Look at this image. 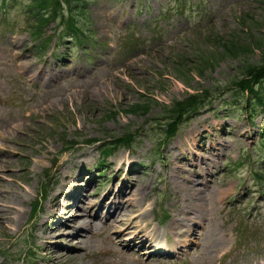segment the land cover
I'll return each instance as SVG.
<instances>
[{
    "label": "rangeland",
    "instance_id": "obj_1",
    "mask_svg": "<svg viewBox=\"0 0 264 264\" xmlns=\"http://www.w3.org/2000/svg\"><path fill=\"white\" fill-rule=\"evenodd\" d=\"M27 3L10 0V11L3 21L6 23L0 20V98L9 103L5 106L0 102V114H20L44 101L52 105L46 112L33 110L37 119H28L22 131L10 129L0 138L1 145L9 149L0 152L9 169L5 183H0V249L13 248L6 250V255L0 254V262L15 264L9 253L35 243L41 258L34 264H264V149L260 140L264 110L258 108L252 118L249 99L233 86L243 62L262 61L264 0H89L86 13L76 14L75 21L90 30L93 41L104 47H89V53L78 47L65 58L54 50L55 41L43 56L31 48L29 34L20 31L27 20L23 10ZM181 7L185 12L194 8L192 13L182 15ZM167 13L172 16L165 18ZM56 24L49 25L48 35L55 32ZM126 30L141 40L130 53L124 52L121 44ZM232 44L253 51L232 57L225 51ZM15 60L28 66L21 69ZM37 66L39 71L56 76L54 82L29 85L26 77ZM198 90L211 91L212 105L193 114L163 154L157 155L154 148L163 137L152 130L162 123L165 106ZM226 103L233 105L225 109ZM140 105L144 109H139ZM204 126L206 139L201 151L200 144L193 146V142L204 133ZM126 133L138 135L132 157L143 166L135 167L129 179L136 178L146 191L144 204L134 193L132 207L131 203L128 207L143 214L140 225L150 223L164 252L173 249L178 239L176 229L169 230L175 215L182 219L186 212L195 217L204 230L199 239L201 249L192 256H170L175 261L171 262L169 258L151 257L159 248H143L148 250L145 255L137 251L132 259L118 242L121 238L122 246H128L133 239L122 220L108 231L103 230V222L100 234L89 237L87 248L80 244L89 231L82 236L66 234L71 233L72 225L66 220L70 216L62 212L63 201L74 205L76 196L84 197L93 190L107 193L120 183L116 171L104 166L98 175L105 171V176L92 178L89 191L78 189L71 200L64 196L53 202L58 191H66L61 175L81 171L88 181L97 173L99 144H83L93 140L116 142ZM187 138L189 144L185 143ZM73 143H80L82 149L68 154L60 162L65 166L55 173L56 155ZM216 143L219 150L214 151ZM82 151L88 154L86 163L81 160L78 164L77 160L71 164L70 160ZM115 151L116 157L107 163L129 153L127 149ZM195 153L202 154L210 165L205 171L210 180L207 185L201 181L187 183L194 177L186 170L189 161L183 162L182 155L190 159ZM220 154L227 155L218 158ZM254 174L261 180L257 181ZM103 179L110 180L109 184H103ZM44 190L48 198L35 221L32 207ZM158 204L162 216L171 215L162 227L153 209ZM58 210L61 215H54ZM93 214L96 212L91 211ZM182 224L186 221H180ZM63 225L64 233L60 232ZM246 226L256 235L240 246L237 234ZM110 232L117 236H109ZM61 254L66 258L58 261Z\"/></svg>",
    "mask_w": 264,
    "mask_h": 264
},
{
    "label": "bare ground",
    "instance_id": "obj_2",
    "mask_svg": "<svg viewBox=\"0 0 264 264\" xmlns=\"http://www.w3.org/2000/svg\"><path fill=\"white\" fill-rule=\"evenodd\" d=\"M20 66L26 67V66H28V64L26 62H24ZM43 74H44V72H43ZM38 75L36 76V78L38 77ZM54 78H56V76H49L48 78H45L43 81H44V83L45 82L52 83V82H54ZM42 85H40V86H42ZM51 105L49 106L48 101L47 102L44 101V102H39L37 105H33V106H37L38 110H46L48 108V106L51 107ZM31 116H32L31 113L28 115H25L22 113L13 114L9 118H6L3 115H1L0 116V138L4 135V133L7 130H10V129L11 130L17 129L18 131H22L24 129L26 120L28 119V117H31ZM189 142L190 141L188 140L187 144H189ZM215 149H217V147H215ZM0 151H9V149H5L0 143ZM4 159H5V156L0 157V183L1 184L5 183V180H6L5 176H7L6 171L9 170L8 168H6L5 164L2 162ZM193 159H194V157L190 158V159L184 158V162L189 161L188 165L191 168V163H192ZM120 165H123V162H120ZM192 166H194V163H192ZM190 168H188L186 170H189ZM192 174L195 175V172L193 171ZM82 176H83L82 174L81 175L77 174L75 177H71V178H74L76 181H80ZM195 177H197V176L195 175ZM77 179H80V180H77ZM67 182H68V178L66 176H64V184ZM189 182H191V183H193V185H195L197 183V180L194 178H189L187 183H189ZM77 184H79V183H77ZM87 187L90 188L89 185H86V188ZM69 189H71V190L76 189V184L75 183L69 184L68 190L62 192V194L58 193L56 195V197L54 198V201L55 202L58 201L62 196L63 197L65 196L67 199L71 200V191ZM127 189L128 188H126L125 191ZM125 191H122V188H119L117 193L124 195ZM127 192L129 195L134 194V190H132V189L127 191ZM144 192L146 193L144 185L136 186V188H135V196L136 197L142 199L143 196H145ZM196 193L198 194L199 192H196ZM98 195H100V194L89 193L88 196L97 197ZM8 203L10 204V202H8ZM128 203H131V207H132V204H133L132 198H130L128 200L127 199L125 200L124 198L122 199L120 197L114 196L113 191L108 192L104 196V198L100 204H98L96 202V200H94V199L90 200L89 197H85L83 199V201H81V200L76 201L74 205H70V203L63 201L62 212L66 213L68 216H70L67 220L68 221L67 223L72 225L71 233H66V234L70 235L73 233V234L81 235V234L87 233V231H89L88 234H91L90 236L93 237L92 234H94L96 231H98V227H99L100 221L96 220L99 210H101L103 208H108V206L111 207V205H113L116 208L115 213L113 215H109L107 217L108 218L107 221H110V222L105 227L106 231L117 227L118 225L116 224V222H118L119 219L122 218L121 219L122 224L126 225L127 226L126 229L130 230L134 234V238H133L134 242H141L142 241L143 246L148 245L149 242H154L156 234H154L150 230L149 224H146L144 227H142L140 225V221H141L140 219L143 217V214L139 213L137 208H131L130 209L127 205ZM80 205H81V210L76 211V208ZM205 208L206 207H203V209H205ZM12 209L14 210L15 207L12 206ZM92 210L97 211L95 218L91 217V211ZM126 211H128V212L126 213ZM62 212H61V210L60 211L58 210L54 213V215H60V213H62ZM201 218L205 219V216H203V217L201 216ZM178 220L179 219L176 216L175 220L173 221V224L175 225L174 229L177 230V234H178V239L175 240L174 244L176 247H178L177 253L180 254L181 251H183V250L178 245L183 244L182 245L183 247L190 249L191 245H192V239L190 238L191 236H194V238L196 239L195 246L199 245V239H201V237H202L201 234L204 230V226H202L200 222L196 221L195 217H189V213H186V212L184 214V217L181 219V221H186V224L177 225L176 223H179V221H180V220L179 221ZM188 222H190V224H188ZM63 228H64V226H62V228H61L62 230L60 231L62 233L66 232V230H63ZM179 234L183 235V237H181V239L179 238ZM109 236L114 237L115 235L110 232ZM182 238H184V239L182 240ZM88 239H89V236H88ZM88 239L87 238L83 239V241L81 242L80 245L85 246L87 248V246L90 243V241ZM191 252L192 251L190 250V252H188V253L191 254ZM65 258H66V256L64 254H61L58 261H62Z\"/></svg>",
    "mask_w": 264,
    "mask_h": 264
},
{
    "label": "trees",
    "instance_id": "obj_3",
    "mask_svg": "<svg viewBox=\"0 0 264 264\" xmlns=\"http://www.w3.org/2000/svg\"><path fill=\"white\" fill-rule=\"evenodd\" d=\"M67 3L73 6L81 7L84 5V0H66ZM86 1V0H85ZM51 0H34V6L40 10H43L45 14H42L41 19L39 21V24L35 30V33L37 34L39 30H42V27H45L44 25L50 21L52 17H54L56 14L54 10L52 9ZM41 12V13H42ZM264 46V45H262ZM225 51L228 55L232 57H239L240 55H245L247 53H250L253 51V48L248 49L246 46L242 45H231L226 46ZM241 66V74L240 77H238L234 81V86L239 87L240 89H249L250 92L253 95H257L256 97H259V90L257 89L258 86L264 87V48L262 50V61L259 63H246ZM208 94H210V91L207 90V92H203L201 95L196 96H190L188 99H185L184 101H176L174 103V106L166 110V117H168L169 125H167V128L175 130L176 126L178 127V123L182 120L183 117H185L186 114H189V112L197 106V104L201 101H204ZM209 98V97H208ZM261 103H264L262 101ZM145 105V104H144ZM148 105L144 108L148 109ZM139 109L142 108V105L138 107ZM176 131V130H175ZM175 131H172L174 133ZM132 139L131 135H127L124 140L130 142Z\"/></svg>",
    "mask_w": 264,
    "mask_h": 264
}]
</instances>
